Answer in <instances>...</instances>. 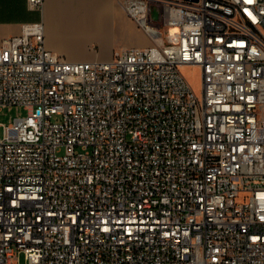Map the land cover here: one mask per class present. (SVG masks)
Segmentation results:
<instances>
[{
	"label": "built area",
	"instance_id": "2783aa9c",
	"mask_svg": "<svg viewBox=\"0 0 264 264\" xmlns=\"http://www.w3.org/2000/svg\"><path fill=\"white\" fill-rule=\"evenodd\" d=\"M118 1L150 48L0 43V264H264V0Z\"/></svg>",
	"mask_w": 264,
	"mask_h": 264
},
{
	"label": "crops",
	"instance_id": "0c3cea01",
	"mask_svg": "<svg viewBox=\"0 0 264 264\" xmlns=\"http://www.w3.org/2000/svg\"><path fill=\"white\" fill-rule=\"evenodd\" d=\"M39 23L46 50L70 63H109L124 51L152 46L118 0H43L40 11L28 0H0V43ZM134 35L136 42L143 38L141 48H126Z\"/></svg>",
	"mask_w": 264,
	"mask_h": 264
},
{
	"label": "rangeland",
	"instance_id": "374dc122",
	"mask_svg": "<svg viewBox=\"0 0 264 264\" xmlns=\"http://www.w3.org/2000/svg\"><path fill=\"white\" fill-rule=\"evenodd\" d=\"M158 26V25H157ZM139 32L142 33V31L138 28ZM135 37L133 36L132 39L127 41L124 46L126 48H141L140 44L143 41V38H140L141 42H136ZM140 37V35H138ZM62 57V56H61ZM63 58V57H62ZM64 59V58H63ZM65 60V59H64ZM182 74L185 77V79L188 81L190 86L193 88V90L199 94L201 89V77H200V71L196 68H185L182 70ZM28 115V111L22 109V108H5L0 111V125L7 127L10 126L15 119L19 118H25ZM3 129L0 127V137L2 136ZM18 264H27L24 261V258L22 255L18 257Z\"/></svg>",
	"mask_w": 264,
	"mask_h": 264
}]
</instances>
